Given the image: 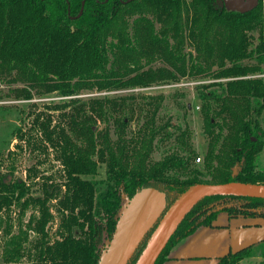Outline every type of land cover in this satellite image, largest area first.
Masks as SVG:
<instances>
[{"label":"trees","instance_id":"1","mask_svg":"<svg viewBox=\"0 0 264 264\" xmlns=\"http://www.w3.org/2000/svg\"><path fill=\"white\" fill-rule=\"evenodd\" d=\"M82 1L0 0V82L20 84L9 87L6 96L69 97L59 107L57 125L50 127L51 119L38 114L32 122L40 133L39 147L46 143L57 151L63 181L47 182L42 198L20 201L28 187L19 179L7 182L12 169L0 172V211H8L15 199L22 205L36 203L39 212L32 217L33 239L20 226L2 229L3 264H97L101 228L113 232L123 197L142 187L164 191L169 205L194 183H264V170L255 164L264 147V0L243 11L227 10L221 0ZM183 78L213 80L197 86L206 138L201 168L194 162L188 125L171 119L155 123L160 94L117 92ZM93 91L113 92L79 96ZM15 136L30 144L20 128ZM158 141L168 147L154 159ZM100 169L103 187L93 179ZM231 198L264 202L242 195L198 197L154 264L180 238L211 224L219 212L216 201ZM52 199L60 225L50 240L45 226L51 217L47 201ZM245 205L224 211L229 216L248 214ZM157 223L127 264L137 260ZM250 246L227 253L219 264H241ZM254 250L264 264L262 242Z\"/></svg>","mask_w":264,"mask_h":264},{"label":"rangeland","instance_id":"2","mask_svg":"<svg viewBox=\"0 0 264 264\" xmlns=\"http://www.w3.org/2000/svg\"><path fill=\"white\" fill-rule=\"evenodd\" d=\"M221 1L227 10L243 11L253 6L257 0ZM261 76L264 78V66ZM211 81L213 80H192L183 78L176 83L159 84L149 87H135L126 90H120L117 92H134L138 93V95L160 94L163 99L155 118V123L165 121L166 119H171L174 123L180 124L182 127L188 125V127L192 131L191 143L197 154L194 162L195 165L201 168L204 152L206 150V138L202 131V118L200 116L199 109L200 101L198 99V91L200 88H198L197 86L202 83L208 84ZM15 85L19 86L20 84H14L11 86L13 87ZM11 86L0 82V172L3 173L7 172L9 169H12L13 176L7 175V182L11 181L12 179H19L28 187L26 196H24L20 201H23V199H25V197L27 196L32 198L39 196L42 198V192L47 182L51 184H59L61 183V181H63V171L59 160H57L56 158L57 151L51 148L46 143L44 146H42L41 144V146L39 147L40 133L36 131V127L33 126V118L36 116V114H38V117H40V119H51L49 125L50 127L57 125L60 119L59 107L64 102H68L69 97L52 93L43 97H33L31 99H16L6 96L9 92V87ZM112 92L113 91L84 92L79 96L112 94ZM186 105H188V109H185ZM142 121V118H140L138 122L136 119H134L130 123V125L131 127H134L135 125L137 126V124H140ZM262 124L264 127V122H262ZM19 128L25 134V137H28V139L30 140V144L27 141L19 140L15 136ZM154 145L156 144L154 143ZM167 147V144L159 143L158 141V146L154 148L152 153L153 158H161ZM197 157H200L198 161L196 160ZM255 164L258 169L264 170V149L256 156ZM104 177V171L103 169H100L99 173L93 178L97 181V186H104ZM125 197L126 196L123 197L121 209L125 204ZM175 199L169 205H167L166 212L173 204ZM215 203V208L218 209L219 207H223L219 209V212L223 211L227 213L226 211H224V208H234L239 207L241 204H246V208L243 209H245V211L247 210L248 214L256 213L264 215V202L247 203L242 200L231 198L219 200ZM47 205L49 207L51 217L49 219V222H47L45 226V230L47 232V236L51 240L57 237V235L59 234V215L56 210V200L52 199L47 201ZM195 213L196 211L193 212V214ZM38 215L39 212L36 203L27 201L26 204L22 205L21 202L17 203L15 199H12L8 211L5 208H2L0 211V244L3 235L2 229L5 226L11 227V231H14L18 228V226H20L26 229L27 232L31 234L30 239H33L36 236V233H34L33 228H31L34 224V220L32 219V217H37ZM102 221L104 223V220ZM161 221L162 219L158 221L150 236L144 241L143 246L136 258L137 260L134 262V264L138 263L142 254L147 249ZM101 230L102 244L100 245V247H102V250L100 253L104 251L112 235V231L109 232L104 227L101 228ZM255 232L256 233L254 239L249 243L264 237V226L257 227ZM240 236L243 238L246 237V235ZM261 242L264 246V240H262L253 243L252 246L248 248V253L240 261L241 264H259L261 260V254L257 250H254V248L257 243ZM27 247L31 249V245L29 242L27 244ZM30 253H33V249L30 250ZM24 261L27 262V258H25ZM0 264H3L1 260Z\"/></svg>","mask_w":264,"mask_h":264},{"label":"water","instance_id":"3","mask_svg":"<svg viewBox=\"0 0 264 264\" xmlns=\"http://www.w3.org/2000/svg\"><path fill=\"white\" fill-rule=\"evenodd\" d=\"M216 194L264 198V183H194L177 196L167 212L166 193L153 186L142 187L130 197H125V204L118 214L110 241L97 264H127L144 236L162 219L137 263L154 264L190 205L200 196Z\"/></svg>","mask_w":264,"mask_h":264},{"label":"crops","instance_id":"4","mask_svg":"<svg viewBox=\"0 0 264 264\" xmlns=\"http://www.w3.org/2000/svg\"><path fill=\"white\" fill-rule=\"evenodd\" d=\"M259 226H264L262 214L218 212L210 225L198 226L171 246L160 264H219L227 253L264 240L249 243Z\"/></svg>","mask_w":264,"mask_h":264},{"label":"built area","instance_id":"5","mask_svg":"<svg viewBox=\"0 0 264 264\" xmlns=\"http://www.w3.org/2000/svg\"><path fill=\"white\" fill-rule=\"evenodd\" d=\"M199 159H200V157H197V159H196V160L198 161Z\"/></svg>","mask_w":264,"mask_h":264}]
</instances>
